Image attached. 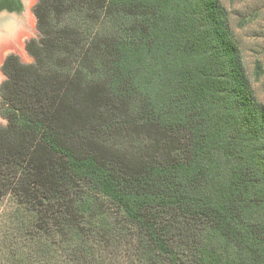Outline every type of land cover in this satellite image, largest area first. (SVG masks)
Here are the masks:
<instances>
[{"label": "trees", "instance_id": "trees-1", "mask_svg": "<svg viewBox=\"0 0 264 264\" xmlns=\"http://www.w3.org/2000/svg\"><path fill=\"white\" fill-rule=\"evenodd\" d=\"M33 12V62L1 69L0 264H264V103L221 0Z\"/></svg>", "mask_w": 264, "mask_h": 264}, {"label": "rangeland", "instance_id": "rangeland-1", "mask_svg": "<svg viewBox=\"0 0 264 264\" xmlns=\"http://www.w3.org/2000/svg\"><path fill=\"white\" fill-rule=\"evenodd\" d=\"M221 2L229 13L232 30L242 52L255 93L258 99L264 103V0H221ZM36 3L37 0H29V5L23 12L25 22L23 31L31 32L30 36L23 41V51L16 47V40L5 44L1 42L6 39H1L0 66L11 54L17 55L23 63L33 62L26 51V43L38 36L33 12ZM257 64H260L261 70L257 69ZM4 81L5 77L2 75L1 86ZM6 124V120L0 113V127Z\"/></svg>", "mask_w": 264, "mask_h": 264}, {"label": "flooded vegetation", "instance_id": "flooded-vegetation-1", "mask_svg": "<svg viewBox=\"0 0 264 264\" xmlns=\"http://www.w3.org/2000/svg\"><path fill=\"white\" fill-rule=\"evenodd\" d=\"M27 5H29V0H0V41L6 39L1 43L14 42L24 32L23 12ZM2 65L0 66V89L3 75Z\"/></svg>", "mask_w": 264, "mask_h": 264}, {"label": "bare ground", "instance_id": "bare-ground-1", "mask_svg": "<svg viewBox=\"0 0 264 264\" xmlns=\"http://www.w3.org/2000/svg\"><path fill=\"white\" fill-rule=\"evenodd\" d=\"M31 32L24 31L16 40V47L23 51V41L30 36ZM6 49V48H5ZM8 49V48H7Z\"/></svg>", "mask_w": 264, "mask_h": 264}]
</instances>
